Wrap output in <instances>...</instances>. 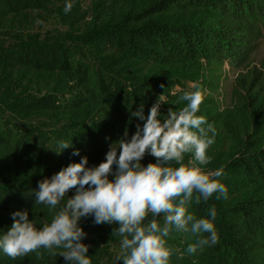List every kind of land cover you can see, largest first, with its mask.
Listing matches in <instances>:
<instances>
[{"label": "trees", "instance_id": "trees-1", "mask_svg": "<svg viewBox=\"0 0 264 264\" xmlns=\"http://www.w3.org/2000/svg\"><path fill=\"white\" fill-rule=\"evenodd\" d=\"M64 2L0 0V28L14 43L0 51V233L13 223L15 210H27L37 228L50 222L59 206H34L31 190L40 179L80 156L98 164L108 143L126 127L135 131L130 111L143 105L147 114L164 95L165 118L170 107L184 106L177 101L191 83L202 93L217 88L227 65L245 71L234 79L230 106L221 110L204 97L197 115L216 129L208 155L212 170L223 168L219 179L228 197L214 194L189 208L197 218H208L215 206L218 242L189 255L185 249L195 237L173 231L166 246L170 264H264V60L251 66L264 40V0H72L88 7L84 26L67 40L28 39L4 26ZM83 48L103 58L88 63ZM200 70L206 78L198 77ZM61 140L72 147L57 155L53 150ZM73 148L80 156L72 155ZM114 227L93 224L92 251L120 244L111 235ZM39 252L17 258L0 252V264H64L59 255Z\"/></svg>", "mask_w": 264, "mask_h": 264}, {"label": "clouds", "instance_id": "clouds-1", "mask_svg": "<svg viewBox=\"0 0 264 264\" xmlns=\"http://www.w3.org/2000/svg\"><path fill=\"white\" fill-rule=\"evenodd\" d=\"M72 7V0H65L64 13ZM189 87L192 90H183L177 101L184 106L170 107L165 118H160L161 105L169 103L164 95L147 114L143 105L130 111L129 123L137 120L135 131L130 134L126 127L108 143L98 164L90 165L88 156L73 148L72 155L80 156L79 161L40 179L31 190L34 206L49 210L59 206L50 222L37 228L27 210L13 211V223L0 233V252L17 258L31 252L39 255L44 249L63 257L64 264H92L90 245L84 243L87 233L80 224L83 218H91L95 225H116L111 235L119 237L122 255L117 260L123 264H170L172 253L165 238L173 231L195 237L185 249L189 255L215 245L219 239L213 222L215 206L208 208V218H197L189 208L193 201L206 202L214 194L227 199L228 188L219 179L222 167L212 171L203 167L211 161L208 149L216 129L197 115L204 99L199 86L193 82ZM70 147L72 143L61 140L53 151L59 155ZM186 154L190 158L185 163ZM146 155L155 161L142 163Z\"/></svg>", "mask_w": 264, "mask_h": 264}, {"label": "rangeland", "instance_id": "rangeland-1", "mask_svg": "<svg viewBox=\"0 0 264 264\" xmlns=\"http://www.w3.org/2000/svg\"><path fill=\"white\" fill-rule=\"evenodd\" d=\"M87 3L73 4L70 12L64 13V7H56L48 9L42 13H27L16 17L12 22L6 23L4 26L7 30L13 31V33L20 35L23 34L25 38H37L43 40L48 39H59L67 40L74 37L78 30L82 28L86 22L85 16L87 12ZM14 43L10 41L9 37H6L3 30L0 28V51L4 48L11 47ZM83 57L86 62L96 64L99 60L103 58V54L94 49L83 48ZM252 67L259 66V64L264 60V40L260 41L255 48L252 56ZM203 70H200L198 77L206 78ZM242 69H230L227 65H224L220 71V81L217 88L209 90L203 93L204 97L209 98L214 105H217L221 110L226 109L230 106L232 91L234 89V79L239 75L244 73ZM142 163L147 164V158ZM190 157L186 154L185 163ZM175 166V165H173ZM214 163H209L206 171H211ZM73 191L68 192L70 197ZM67 200V196H66ZM65 200V202H66ZM81 227L87 233L84 243H90V232L93 226L91 218H83L80 221ZM90 245V244H89ZM103 247V246H101ZM102 253L96 254L89 247V257L92 264H123L122 261L117 260L118 255H122V250L120 244L107 243L104 246Z\"/></svg>", "mask_w": 264, "mask_h": 264}]
</instances>
